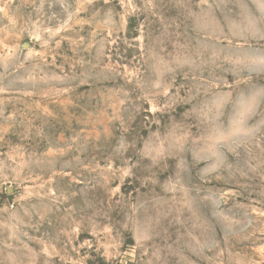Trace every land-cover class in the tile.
Returning <instances> with one entry per match:
<instances>
[{
	"label": "rangeland",
	"instance_id": "374dc122",
	"mask_svg": "<svg viewBox=\"0 0 264 264\" xmlns=\"http://www.w3.org/2000/svg\"><path fill=\"white\" fill-rule=\"evenodd\" d=\"M0 264H264V0H0Z\"/></svg>",
	"mask_w": 264,
	"mask_h": 264
},
{
	"label": "water",
	"instance_id": "95a60500",
	"mask_svg": "<svg viewBox=\"0 0 264 264\" xmlns=\"http://www.w3.org/2000/svg\"><path fill=\"white\" fill-rule=\"evenodd\" d=\"M25 48H28L29 47V45L28 44H25V46H24Z\"/></svg>",
	"mask_w": 264,
	"mask_h": 264
}]
</instances>
